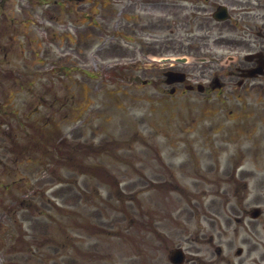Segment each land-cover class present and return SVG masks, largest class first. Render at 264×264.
Wrapping results in <instances>:
<instances>
[{
    "label": "rangeland",
    "instance_id": "374dc122",
    "mask_svg": "<svg viewBox=\"0 0 264 264\" xmlns=\"http://www.w3.org/2000/svg\"><path fill=\"white\" fill-rule=\"evenodd\" d=\"M211 3L200 0V6ZM96 4L6 0L0 6V164L8 161L0 166V264H170L169 253L178 246L186 250L184 264H207L213 256L206 245L196 246L193 228L218 208L211 204L214 187H221L217 197L229 190L221 180L227 170L252 172L241 207L250 211L259 206L262 214L257 220L245 218L236 231L231 225L226 239L232 243L223 259L264 264L263 94L183 93L179 86V92L169 95L160 83L93 81L79 73H73L76 82L68 93L65 78L53 80L50 98L42 101L28 88L19 89L23 82L36 83L35 74L43 76L50 60L65 53L66 35L76 39L88 25L83 23L85 13L90 25H101L99 13L92 11L105 12L111 5ZM202 11L193 35L199 55L184 51L186 64L174 69L200 74L208 72L213 55H238L213 45L224 28H212ZM191 31L184 27L183 36ZM40 58L49 59L38 64ZM129 69L122 73H133ZM19 71H29L30 77L16 81ZM245 112L249 117L243 119L239 114ZM44 122L47 136L54 132L72 144L89 143L93 153L87 156L91 166L85 175L69 170L64 157L49 161L40 146L27 144L29 134L19 133L21 123L40 128ZM15 141L26 143L16 164V151H11ZM99 145L97 153L94 147ZM96 165L106 168L107 181L103 176L94 180ZM237 246L243 248L240 257L234 254ZM197 248L205 255L195 256Z\"/></svg>",
    "mask_w": 264,
    "mask_h": 264
},
{
    "label": "flooded vegetation",
    "instance_id": "af4514ba",
    "mask_svg": "<svg viewBox=\"0 0 264 264\" xmlns=\"http://www.w3.org/2000/svg\"><path fill=\"white\" fill-rule=\"evenodd\" d=\"M76 1L86 3L93 0ZM94 1L97 2L96 6L100 4L101 8L105 7V1L111 5L105 12L99 9L92 11L94 14L99 13L102 18L101 25H90L86 21L88 25L80 29L76 39L66 35L67 47L62 49L65 53L58 59L50 60L53 65L50 67V77L54 79L60 76V72L63 73L65 93H68L70 85L76 82L73 73L85 75L93 81L126 78L131 81L160 82L166 86L164 74L168 70L167 66L174 67L184 51L190 52L192 49V52L198 53L193 35L199 29L198 14L202 9L204 14H208L212 28L215 27L214 24L224 28V33L219 31L220 35L213 38V45L222 47L229 53L241 54L240 57L228 58L226 64L222 55H213L208 72L204 70L194 77L196 84L199 80L203 81L202 93L264 95V0H212L214 4L205 6H200V0ZM209 1L203 0L207 4ZM3 2L4 0H0V3ZM219 6L228 9V21L217 22L212 18L213 12ZM69 11L71 10H68V13ZM2 14L1 11L0 15ZM82 17L88 18L87 13ZM184 27L192 30L191 35L183 36ZM88 28H91V31ZM184 42L188 44L185 48ZM58 49L62 51L60 47ZM41 61L43 60L37 63L42 64ZM89 64H93L91 72L87 71ZM80 65H83L82 68ZM126 68H130L133 73H122ZM188 81L189 79L181 84L166 87L174 88L176 93V86L185 87ZM239 115L243 116V119L249 117L246 112ZM225 173V177L231 179L237 176L235 171L228 170ZM251 174L252 172L241 171L238 175L240 181L234 180L229 190L224 189L220 197L214 196L211 204L217 205L218 208L210 209L212 217L203 220L206 224L194 225L196 246L207 245L213 256L208 259L207 264H217V260L230 264V261L223 259L224 250L232 243L226 237L231 225L234 224L236 231V226L244 224L247 210L239 205V201L238 204L231 203L228 194L237 196L239 190H246V183L241 180L252 177ZM216 188L221 189L219 186L214 187ZM214 192L216 191L211 193ZM243 241L246 243L245 239ZM195 254L197 257L205 255L200 248H197Z\"/></svg>",
    "mask_w": 264,
    "mask_h": 264
},
{
    "label": "water",
    "instance_id": "95a60500",
    "mask_svg": "<svg viewBox=\"0 0 264 264\" xmlns=\"http://www.w3.org/2000/svg\"><path fill=\"white\" fill-rule=\"evenodd\" d=\"M222 16L223 12H219ZM217 15H215V18H218V19H225L226 17H220ZM183 74H180V73H167V83L171 84V83H174V82H178V81H182L183 80ZM173 92V91H171ZM258 215V210H255L253 213H252V216L253 217H256ZM171 261L174 263V264H181V262L183 261V254L181 253V251H175L172 256H171Z\"/></svg>",
    "mask_w": 264,
    "mask_h": 264
},
{
    "label": "trees",
    "instance_id": "16d2710c",
    "mask_svg": "<svg viewBox=\"0 0 264 264\" xmlns=\"http://www.w3.org/2000/svg\"><path fill=\"white\" fill-rule=\"evenodd\" d=\"M15 113H16L15 111H12L11 116L16 117ZM32 138H30L28 142L32 143V145L34 144L33 145L34 148H37L40 146L43 149V152L48 153V155H50L51 153H56L57 156H61L63 154L61 151H58L59 149L56 148L55 144L49 145L48 143L50 142H47L48 139L46 137H43V135H40V134L36 135V137H34L35 143H33ZM44 143H47V144H44ZM3 167H6V165H3Z\"/></svg>",
    "mask_w": 264,
    "mask_h": 264
}]
</instances>
